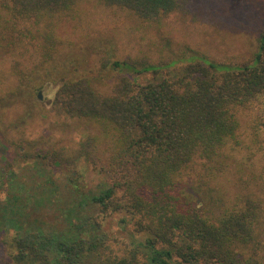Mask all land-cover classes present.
I'll list each match as a JSON object with an SVG mask.
<instances>
[{
  "label": "trees",
  "instance_id": "trees-1",
  "mask_svg": "<svg viewBox=\"0 0 264 264\" xmlns=\"http://www.w3.org/2000/svg\"><path fill=\"white\" fill-rule=\"evenodd\" d=\"M81 1L0 0V55L12 59V70L34 73L52 60L63 43L58 26ZM94 1L153 29L171 16H185L192 2ZM254 49L237 63L191 48L157 61L105 62L118 72L107 88L87 77L64 79L50 102L52 111L85 120L95 131L75 146L18 156L69 174V203L54 196L58 186L50 178L32 192L33 198L54 197L69 224L61 228L66 231L27 229L32 200L18 205L24 186L5 166L10 185L0 200L7 215L0 232L12 229L15 235L0 239V253L10 264H263L264 199L244 194L207 209L199 194L200 185L209 186L228 167L229 150L239 144L242 110L252 111L264 152V30ZM82 163L108 181L84 192L78 184ZM0 191L5 192L3 183ZM116 215L132 240L103 232Z\"/></svg>",
  "mask_w": 264,
  "mask_h": 264
},
{
  "label": "rangeland",
  "instance_id": "rangeland-1",
  "mask_svg": "<svg viewBox=\"0 0 264 264\" xmlns=\"http://www.w3.org/2000/svg\"><path fill=\"white\" fill-rule=\"evenodd\" d=\"M263 30L264 0H192L185 16H171L155 29L140 24L125 11L94 0H82L73 15L58 26L57 32L63 40L61 49L34 73L23 75L12 70V59L0 55V183L5 186V192L0 191V200L10 185L7 178L10 173L3 171L8 166L14 171L13 179L24 186L18 205L30 204L29 198L32 200L31 227L27 229L35 230L37 225L48 231H66L62 229L69 222H63L54 197L36 193L33 198L32 192L36 185L44 186L50 178L58 186L54 196L69 203L72 197L67 190L69 174L47 169L38 158L24 161L18 156L38 149L75 146L84 135L95 131V126L85 120L52 111L50 102L64 79L87 77L107 88L118 72L104 67L105 62L124 58L157 61L176 56L184 48L219 62H243L250 58ZM252 115L248 110L239 114V144L229 150L228 167L209 186H199L207 209L222 208L244 194L264 199L262 134L255 131ZM80 168L83 175L78 184L84 192L108 181L104 173L101 175L86 164L82 163ZM6 216L0 210V222ZM119 218L116 215L107 220L103 232L132 240L129 227L123 226ZM262 224L264 228V220ZM0 233V239L6 242L15 235L12 229ZM260 238L264 264V231ZM0 264H10L3 253Z\"/></svg>",
  "mask_w": 264,
  "mask_h": 264
}]
</instances>
